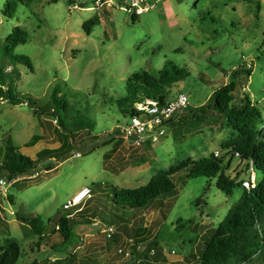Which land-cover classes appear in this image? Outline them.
Returning a JSON list of instances; mask_svg holds the SVG:
<instances>
[{"label": "rangeland", "instance_id": "obj_1", "mask_svg": "<svg viewBox=\"0 0 264 264\" xmlns=\"http://www.w3.org/2000/svg\"><path fill=\"white\" fill-rule=\"evenodd\" d=\"M12 1V16L4 15ZM92 18L98 21L87 34L83 23ZM15 26L26 31L27 40L11 54L26 55L31 69L16 65L21 75L15 91L22 103L0 99V166L6 138L36 159L41 148L60 145L54 116L65 123L82 117L93 121L91 131L68 138L65 156L46 157L32 176L9 180L0 168V178L10 182L0 192V244L5 237L16 240L21 254L15 264H121L125 259L116 249L135 228L146 229L145 237L157 243L163 264H198L192 254L240 197V187L228 194L217 188L216 178H189L181 170L172 177V195L150 200L124 223H111L108 184L135 188L158 170L210 153L222 157L224 173L239 181L249 170L233 150L222 147L230 130L209 113L207 119H175L153 145L129 146L114 132L128 119L118 101L125 96L128 77L157 79L167 65L169 75L186 73L162 88L167 97L183 92L195 109L212 90L234 81L235 102L247 95L260 109L259 127L264 128V0H162L137 17L118 7H96L90 0H0V48ZM54 88L68 103L67 112H51ZM33 136L39 140L25 146ZM85 185L93 195L74 211L79 242L55 252L51 246L61 241L56 218L66 199ZM21 214L40 218L45 235L30 234L16 218ZM109 223L116 228L113 236L103 230ZM244 264H264V259L255 256Z\"/></svg>", "mask_w": 264, "mask_h": 264}, {"label": "trees", "instance_id": "obj_2", "mask_svg": "<svg viewBox=\"0 0 264 264\" xmlns=\"http://www.w3.org/2000/svg\"><path fill=\"white\" fill-rule=\"evenodd\" d=\"M241 1L250 2L252 0ZM15 7L13 1L6 4L5 9L9 12H5L4 15L12 16ZM97 21V18H92L83 23V28L87 34H89L90 26L96 24ZM26 40V31L15 26L7 34L3 46L0 48V99L11 105L23 102L15 91V81L21 75L16 65L21 64L31 69L30 60L26 55H14L11 54V50L16 45L25 43ZM7 67L11 69L6 71ZM166 67L167 65L164 66L157 79H149L146 74H136L127 78L125 96L118 101L121 114L127 117L138 115L136 105L148 100H155L159 103L167 101L168 92L162 91V88L181 80L186 73L169 75ZM234 90V81L220 85L212 90L206 103L195 109L191 108L189 103L185 111L182 112L184 113L183 117L180 118L181 115L175 116L170 120L169 125L175 119L179 121L199 120L200 118L207 119L209 113L216 114L220 124L228 127L231 133L229 140L223 143L222 147L224 149L230 148L234 153H237L239 162L246 163V167L249 164L252 165L257 178L256 186L251 190L243 188L241 181L247 174L241 180L234 181L235 178L224 173L222 157L213 153L197 160H182L168 170H158L145 184L135 188H117L113 184H108L107 205L111 223L115 221L124 223L134 214H137L136 211L145 208L150 200L161 195H172L175 190L172 181L173 175L185 170L186 177L189 178H216L217 188L226 191L228 194H231L234 187L241 188L240 197L228 209L217 226L211 229L206 242H203L202 249L196 254H192L197 258L198 264H244L255 256H261L264 259V128L259 127L261 111L247 95H243L239 102H235ZM57 93V89L54 88L51 96L53 104L51 112L53 114H58L60 111L67 112L69 110L68 103L63 96H59ZM54 119L59 126L58 133L63 139L59 140L60 145L55 148H41L37 152L38 157L36 159L22 153L10 138H6L0 168L9 180L22 176H32L37 172L38 164L46 157L54 159L56 156H65L69 152L68 138L73 137L78 131H91L93 128V121L85 117L72 119L70 123H65L63 118L59 116H54ZM114 132L115 134L118 133L117 128ZM37 139L38 137L33 136V141L24 145L35 144L39 140ZM48 142L53 143V141ZM116 143L119 144L120 142ZM91 191L93 195V188ZM113 209L120 212H115ZM16 218L29 228L30 234L37 235L39 238L45 235V226L37 216L21 214L16 215ZM78 218L79 215L72 213V209H63V212L56 218L55 231L60 235L61 241L51 246L53 251L64 252L79 242L78 234L74 229ZM145 230L144 228H135L134 237L125 236L121 242L122 247H131L133 255L139 259L138 262L133 261L131 264H163L165 256L157 247V243L151 242L145 237ZM136 245L144 246V250H138ZM151 248L154 249L152 254L149 253ZM20 254V246L14 238L5 237L2 240L0 264H15ZM30 264H37V262L33 261ZM107 264H113V261H108ZM121 264H129V261H123Z\"/></svg>", "mask_w": 264, "mask_h": 264}, {"label": "built area", "instance_id": "obj_3", "mask_svg": "<svg viewBox=\"0 0 264 264\" xmlns=\"http://www.w3.org/2000/svg\"><path fill=\"white\" fill-rule=\"evenodd\" d=\"M160 1L162 0H93L92 3L94 6L104 8L105 10L118 7L130 13L132 16L137 17L153 9ZM245 67L248 68L249 65ZM24 104H26V102H24ZM188 105L189 96L183 92L178 93L163 103H159L155 100L139 103L136 105V109L139 112L138 115L129 116L124 124L118 126L117 135L126 144L134 147L142 146L146 142L153 145L166 134V129L169 126L170 120L184 112ZM53 122L55 123L56 120L53 119ZM215 153L217 154V152ZM76 154L79 155V153ZM248 170L249 172L247 176L242 179L241 185L246 190H251L256 186L257 178L252 165L249 164ZM9 184V181L0 178V192ZM91 196V187L87 185L82 186L66 199L62 207L63 209H72V213H74V211L82 207ZM103 230L107 232L108 236H113L115 233V228L111 225L104 227ZM136 248L138 250H144V246L136 245ZM153 252L154 249L151 248L149 253L152 254ZM116 253L122 255L125 261H129V264L133 261H139V259L133 255L131 247L124 248L122 245L118 246Z\"/></svg>", "mask_w": 264, "mask_h": 264}, {"label": "crops", "instance_id": "obj_4", "mask_svg": "<svg viewBox=\"0 0 264 264\" xmlns=\"http://www.w3.org/2000/svg\"><path fill=\"white\" fill-rule=\"evenodd\" d=\"M175 95H173V96H170V97H167V100L168 99H171L172 97H174ZM54 142H55V140H53V143L52 144H54ZM165 256V255H164ZM53 259H55V258H53ZM114 264H116V263H114Z\"/></svg>", "mask_w": 264, "mask_h": 264}, {"label": "water", "instance_id": "obj_5", "mask_svg": "<svg viewBox=\"0 0 264 264\" xmlns=\"http://www.w3.org/2000/svg\"><path fill=\"white\" fill-rule=\"evenodd\" d=\"M49 161H51V159L47 160L46 162H44V164H47Z\"/></svg>", "mask_w": 264, "mask_h": 264}]
</instances>
